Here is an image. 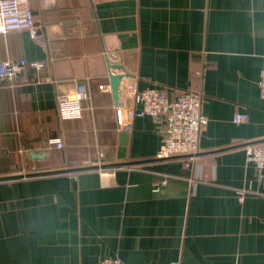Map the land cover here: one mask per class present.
Instances as JSON below:
<instances>
[{"label":"crops","instance_id":"1","mask_svg":"<svg viewBox=\"0 0 264 264\" xmlns=\"http://www.w3.org/2000/svg\"><path fill=\"white\" fill-rule=\"evenodd\" d=\"M29 6L39 38L0 35V62L28 61L0 80V264H264V184L245 152L264 141V0ZM112 73L138 112L134 90L203 94L194 159L159 157L162 121L119 127ZM79 85L81 117L64 120Z\"/></svg>","mask_w":264,"mask_h":264},{"label":"built area","instance_id":"2","mask_svg":"<svg viewBox=\"0 0 264 264\" xmlns=\"http://www.w3.org/2000/svg\"><path fill=\"white\" fill-rule=\"evenodd\" d=\"M27 32L31 38L40 36L35 15L29 6V0H0V35L13 32ZM36 70L43 68V63L32 64ZM28 68L24 58L0 62V80L13 83L21 78ZM260 94L264 101V68L260 72ZM134 100L142 106L138 112L125 103L116 107V118L119 127L132 130L138 116H149L163 122L161 158L187 157L194 159L199 152V142L207 119L203 115V94L199 91L187 90L179 92L174 100L162 88H148L143 91L134 90ZM88 97L85 86L79 85L73 96L59 102L62 119L81 117V102ZM247 120L245 115L237 114L236 123ZM57 148H62L59 140L52 142ZM247 161L253 165L257 180L264 184V141L245 146ZM166 184V181L163 182ZM101 264H124L118 259L107 258ZM179 264V263H175Z\"/></svg>","mask_w":264,"mask_h":264},{"label":"water","instance_id":"3","mask_svg":"<svg viewBox=\"0 0 264 264\" xmlns=\"http://www.w3.org/2000/svg\"><path fill=\"white\" fill-rule=\"evenodd\" d=\"M111 89H112V93L114 96V100H115V104L118 105L119 103V94H120V83L121 80L123 78L122 74H111ZM48 174V173H47ZM47 174H35V175H28L30 176H39V175H47ZM22 176H17V177H11V178H6V179H17L20 178Z\"/></svg>","mask_w":264,"mask_h":264}]
</instances>
